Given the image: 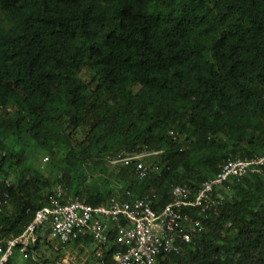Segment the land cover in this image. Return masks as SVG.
Segmentation results:
<instances>
[{
	"label": "trees",
	"instance_id": "1",
	"mask_svg": "<svg viewBox=\"0 0 264 264\" xmlns=\"http://www.w3.org/2000/svg\"><path fill=\"white\" fill-rule=\"evenodd\" d=\"M144 150L161 152L143 179L109 161ZM262 155L264 0H0V238L59 182L93 205L121 185L162 208L174 185L197 190L228 158ZM228 183L200 238L156 264H264V176ZM50 235L38 230L35 254ZM103 247L112 264L115 231Z\"/></svg>",
	"mask_w": 264,
	"mask_h": 264
},
{
	"label": "built area",
	"instance_id": "2",
	"mask_svg": "<svg viewBox=\"0 0 264 264\" xmlns=\"http://www.w3.org/2000/svg\"><path fill=\"white\" fill-rule=\"evenodd\" d=\"M159 152H121L109 157V161L111 164L135 163V173L143 179L153 169L152 163L145 159ZM250 173L264 176V155L228 158L218 173L203 181L197 190L187 183L174 185L171 201L162 208L155 207L156 194L130 198V192L121 190V185L115 186L106 203L93 205L72 194L66 183L59 182L48 204L35 212L21 234L0 238V264H29L28 260L35 257L33 248L39 239L38 230L47 224L51 227L50 239H56L60 245L93 237L98 243L97 264H106L103 245L110 231H115L120 247L112 264H156L161 254L181 253L186 244L198 240L206 229L200 216L218 215L224 202L233 196L228 180ZM2 185L10 186L11 180L0 176ZM10 207V200L0 197V214ZM65 261L69 263V258Z\"/></svg>",
	"mask_w": 264,
	"mask_h": 264
},
{
	"label": "rangeland",
	"instance_id": "3",
	"mask_svg": "<svg viewBox=\"0 0 264 264\" xmlns=\"http://www.w3.org/2000/svg\"><path fill=\"white\" fill-rule=\"evenodd\" d=\"M46 157V155L41 156L38 160L42 164H46L50 161H45ZM95 245L96 243H93L90 247L60 245L56 242V239L48 237L47 243H42L31 264H92L94 257L91 249H94ZM81 247H83V250H81ZM67 257L69 258V263L65 261Z\"/></svg>",
	"mask_w": 264,
	"mask_h": 264
},
{
	"label": "crops",
	"instance_id": "4",
	"mask_svg": "<svg viewBox=\"0 0 264 264\" xmlns=\"http://www.w3.org/2000/svg\"><path fill=\"white\" fill-rule=\"evenodd\" d=\"M131 196V195H130ZM129 196V197H130ZM131 198V197H130ZM89 237H91V236H89ZM93 238V237H92ZM96 241V240H95ZM96 243V245H95V248L94 249H91V250H93V251H95L96 249H97V247H98V243L97 242H95ZM97 262V261H96Z\"/></svg>",
	"mask_w": 264,
	"mask_h": 264
}]
</instances>
